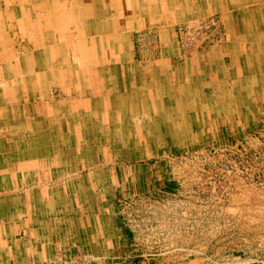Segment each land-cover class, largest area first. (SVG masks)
I'll return each instance as SVG.
<instances>
[{
  "label": "rangeland",
  "instance_id": "obj_1",
  "mask_svg": "<svg viewBox=\"0 0 264 264\" xmlns=\"http://www.w3.org/2000/svg\"><path fill=\"white\" fill-rule=\"evenodd\" d=\"M162 1L0 0L5 11L0 18V133L14 144L22 135L30 139L20 155L12 148L11 160L0 146V181L16 191L30 183L23 181L25 175L39 170L62 176L52 179L61 189H80L77 181H89L86 203L65 199L68 218L86 209L92 216L99 212L89 224L109 221V234L112 220L120 224L117 244L107 245L112 255L75 240L57 258L60 264H264V78L259 96L247 99V106L232 111L223 106L215 115H201V121L192 112L153 113L162 98L151 92L160 89L159 77L168 67H177V57L194 58L228 40L218 13L198 18L183 9L172 11L176 0L168 6ZM163 45L171 49V66H162ZM53 46L57 49L50 51ZM96 70L102 76H95ZM165 86L166 92H179L173 79ZM68 87L73 92L65 91ZM126 92L138 94L127 99L130 107L127 101L117 105L116 98ZM104 100L108 106L103 107ZM243 100L233 98L237 104ZM167 102L164 110L170 108ZM89 115L97 127L85 121L86 131H79L88 135V143L75 140L78 130H57L72 120L73 127L82 126ZM108 116V127L99 128ZM41 126L57 130L65 142L36 137ZM92 128L97 129L88 132ZM35 159L43 164L39 170ZM93 189L99 191L95 209ZM6 196L9 207L21 202L14 201L17 194Z\"/></svg>",
  "mask_w": 264,
  "mask_h": 264
},
{
  "label": "crops",
  "instance_id": "obj_2",
  "mask_svg": "<svg viewBox=\"0 0 264 264\" xmlns=\"http://www.w3.org/2000/svg\"><path fill=\"white\" fill-rule=\"evenodd\" d=\"M171 1L163 0L162 6H168ZM176 1V4L171 5L172 11L177 13L183 9V13H196L198 18L204 14L218 13L228 30V40L217 46H209L204 53L194 58L182 60L177 57L176 69L168 67L167 75L159 77L162 89L160 86L159 90L151 92V96L162 99L155 105V109H150L155 110L153 113L166 114L182 115L192 112L196 113L198 120L201 121V115H215L223 106L229 111L234 106H247V99L259 96L257 94L261 88L259 83L264 78V0H246L247 3L245 0ZM168 46L163 45L166 56L161 62L164 67L171 66L170 57H173L168 55L171 51ZM117 63L118 66H125L121 57ZM134 64H136L135 60L134 63L129 62L128 66L131 68ZM151 77L157 79L154 76ZM170 79L177 81L179 92L163 90L166 80L170 81ZM136 96V93L135 96L128 92L126 95L123 93L116 98L118 100L115 103L120 105L121 101L126 102L129 97L132 99ZM44 97L47 98V95ZM238 97L244 100L238 102L239 104L234 103L233 98ZM49 98L48 96L47 100H51ZM187 99H193V102L185 104ZM151 100L153 101V98ZM167 101H170L168 105L170 108L164 110ZM104 102L107 101L104 100ZM127 102L130 107V102ZM159 107L161 110H158ZM128 111L130 112L129 108L124 109V112ZM42 173L48 174V172L39 171V174L33 172L30 173L31 176L25 175L26 178L23 181L29 180L30 183L20 189L16 186V191H10L7 185L4 186V181H0V264H60L57 258L69 250L75 240L98 254L112 255L107 253V245L108 243L112 246L117 244L116 237L120 236L119 221L112 220L113 234H109V221L95 219L93 224H89L90 219L98 216L99 212L92 216L86 209L83 213H75L72 214L74 217L68 218L67 215H70V212L63 207L67 201L65 199L70 197L72 201L86 203L85 195L90 194L89 181L88 183L77 181L76 184H81L80 189L72 188L74 185L70 189H61L52 185L55 183L52 179L57 180L62 176H56L53 173L42 175ZM84 175H81V178L85 177ZM9 177L5 175V178ZM16 182L19 184L21 180ZM93 190L95 198L92 200L95 202L93 205L95 209L98 206L99 191ZM10 193L17 194V197L13 198L14 201L23 202L11 203L9 207V197L6 195ZM26 198L28 203H24L27 202ZM19 232H23L24 235L14 237Z\"/></svg>",
  "mask_w": 264,
  "mask_h": 264
},
{
  "label": "bare ground",
  "instance_id": "obj_3",
  "mask_svg": "<svg viewBox=\"0 0 264 264\" xmlns=\"http://www.w3.org/2000/svg\"><path fill=\"white\" fill-rule=\"evenodd\" d=\"M18 1V0H17ZM245 2H246V0H245ZM20 3V2H19ZM28 3V2H27ZM37 3H39V1H37ZM247 3V2H246ZM40 4V3H39ZM40 5H42V8H41V10H45V8L47 7V6H45V5H43V4H40ZM184 5V4H183ZM27 6V5H26ZM51 6V5H50ZM190 6V5H189ZM6 7V6H5ZM262 8V7H261ZM19 9V8H18ZM54 9V8H53ZM46 10H48V12H50V9H46ZM229 10V9H228ZM22 12V11H21ZM1 13H5V11L2 9V8H0V18H1V16L3 15H1ZM115 13V12H114ZM19 16H20V18L21 19H23L22 17H24V14H19ZM10 17V19H11V16H9ZM8 17H3V21H4V19H7ZM16 19H17V17H16ZM5 22V21H4ZM20 21H17L16 20V28H20V23H19ZM253 22V21H252ZM22 28V27H21ZM260 30V29H259ZM16 33V32H15ZM243 34V33H242ZM12 35V34H11ZM17 35V34H16ZM9 37H10V35H9ZM18 37V36H17ZM23 41H22V39H21V37L20 38H18V41L16 40V43L18 44V45H21L20 43H22ZM41 42V41H40ZM9 43V42H8ZM49 44V43H48ZM64 46V45H63ZM51 48H54V49H51ZM50 48V51L51 50H56L57 49V47L56 46H53V47H51ZM53 52V51H52ZM36 55V54H35ZM9 58V57H8ZM14 58H16V54H14ZM95 58V57H94ZM1 59V58H0ZM16 59H18V58H16ZM239 59V58H238ZM8 60L9 59H6V61L8 62ZM95 60V59H94ZM251 60V59H250ZM128 63V62H127ZM4 64V63H3ZM9 64V63H8ZM19 64V60L17 61V65ZM31 64H34L35 65V63H29V67H31ZM104 64V63H103ZM13 65V64H12ZM48 65V64H47ZM248 65V64H247ZM5 66V65H4ZM26 66H28V65H25V67ZM25 67H23V70H24V68ZM113 68V67H112ZM210 68V67H209ZM3 69V68H2ZM22 69V68H21ZM111 69V68H110ZM17 70V72H18V68L16 69ZM30 71H31V73H33V70L32 69H29ZM120 71V70H119ZM89 72V71H88ZM0 74H1V72H0ZM87 76H90V73H85ZM102 73H101V70H96V73H94V75L95 76H102L101 75ZM68 76V75H67ZM1 77H3V76H1ZM30 77V76H29ZM69 77V76H68ZM90 78V77H89ZM88 78V79H89ZM19 79H21V77H19V78H17L16 79V81H18ZM104 79V78H103ZM115 79V78H114ZM2 80V79H1ZM132 80V79H131ZM72 81V80H71ZM160 81V80H159ZM158 81V82H159ZM166 81H168V80H166ZM2 82V81H1ZM67 82V81H66ZM88 82H90V81H88ZM181 82V81H180ZM4 84V83H3ZM5 85V84H4ZM1 86V85H0ZM22 87V86H21ZM77 87V86H76ZM181 87V86H180ZM69 89H65V91H67V92H71L73 89H72V87L70 88V87H68ZM134 89V88H133ZM167 89H168V87H167ZM21 90L22 91H25L26 89L24 88L23 89V87L21 88ZM112 90V89H111ZM92 91H96L95 90V88L92 90ZM73 92V91H72ZM81 92V91H80ZM25 93V92H24ZM83 93V92H82ZM118 93V92H117ZM158 93V92H157ZM162 93V92H161ZM102 94V93H101ZM137 94H138V92H137ZM170 94V93H169ZM119 95V94H118ZM161 95V94H160ZM159 96V95H158ZM165 96V95H164ZM128 97V96H127ZM137 97V96H136ZM81 98V97H80ZM134 98V97H133ZM125 99V98H124ZM79 100V99H78ZM123 100V99H122ZM156 100V99H155ZM91 101H92V99H91ZM82 102V101H81ZM135 102V101H134ZM101 103V102H100ZM106 105L108 104V102H104ZM103 103V107H104V104ZM102 104V103H101ZM71 105H72V103H71ZM125 107H128V106H125ZM124 107V108H125ZM152 107V106H151ZM143 108V107H142ZM122 109V108H121ZM124 111V110H123ZM116 112V111H115ZM81 113V112H80ZM149 113V112H148ZM71 114H72V117L74 116L73 115V113L71 112ZM87 114H89V113H87ZM146 114V113H145ZM150 115V114H149ZM79 116H80V114H79ZM111 116V115H110ZM110 116H108V117H106L105 119V122H103L102 124H100V127L99 128H104V127H108V125H107V121L108 120H111V117ZM113 116V115H112ZM125 116V115H124ZM122 117V116H121ZM79 118V117H78ZM82 118V117H81ZM116 118V117H115ZM93 118L92 117H90V115H89V117H87L86 116V119L84 120V122L82 123V126L80 125V124H78L79 126L77 127V128H75V127H73L74 126V120H72L71 122H67L66 121V123L69 125V126H67L66 125V123L64 124V122H63V126H61V127H59L57 130L59 131V129H61V131H62V127H65V130L66 131H68V132H71V130L72 129H74V130H76V132H77V130H78V132L79 131H81V132H85L86 131V127H85V125H84V123H85V121H86V123H88L89 125H91V124H93L94 125V127H97V124L95 123H93V120H92ZM113 120V119H112ZM1 121H3V120H0V122ZM81 121H83L82 119H81ZM97 121V120H96ZM4 122V121H3ZM130 122V121H129ZM79 123H81V122H79ZM113 123V122H112ZM76 125V124H75ZM52 129L53 128H50V130L48 129V127L47 126H41V127H38V130H37V132H38V134H36V137H39L40 139L41 138H43V137H40V136H44V138H43V140H45V138L47 137V136H49L50 138H51V140H54L55 139V141H58V142H65L64 141V138L63 137H58V134H56L57 132V130H53V132H51L52 131ZM94 129H97V128H92V129H90V130H88V132H92V131H94ZM115 129V128H114ZM123 130H125V129H123ZM4 132V131H3ZM81 132H79V134L81 133ZM53 133H55V136H54V134ZM47 135V136H46ZM51 135H52V137H51ZM4 136H5V138H3V134H2V131H1V133H0V146H2V147H4V149H3V151H4V154H5V156L9 159V160H11V159H13V157H14V155H15V152H14V150L12 149V148H15V149H18L19 148V155L21 154V151H23V150H26V146H24V145H26V144H28L29 142V140L30 139H28V138H25L23 135L22 136H20V137H18V143H10V142H13V139H8L7 138V133L5 132L4 133ZM80 137L78 138V139H75L76 141H78V142H84V141H87V139L89 140L90 138H88L87 136H85V134H83V133H81L80 135H79ZM92 137V140L94 139V137L93 136H91ZM34 139H35V137H33ZM39 138H37V140L38 141H40V139ZM50 138L48 139V140H50ZM68 139V138H67ZM70 140H72L73 138H69ZM10 141V142H9ZM47 141V140H46ZM87 143H88V141H87ZM78 144V143H77ZM76 144V145H77ZM87 147H90L88 144H87ZM26 156H29V153H27L26 152ZM20 161V163L22 162L23 163V161H21V160H19ZM32 163L34 164V165H37V169L39 170L40 169V167H42V163L38 160V159H35V160H32ZM7 166H5V168H6ZM5 168L3 169L2 168V171L1 172H3V171H5ZM64 170V169H63ZM40 171V170H39ZM35 172V171H34ZM42 172V171H41ZM61 172H63V173H67V170H64V171H61ZM69 172V171H68ZM9 197V196H8ZM2 198V197H1ZM55 203V202H54ZM52 204H53V202H52ZM19 206V205H18ZM57 207V206H56ZM22 208V207H21ZM46 208V207H45ZM55 211V210H54ZM59 214V213H58ZM7 215V214H6Z\"/></svg>",
  "mask_w": 264,
  "mask_h": 264
}]
</instances>
